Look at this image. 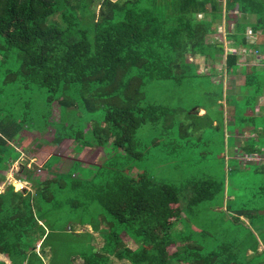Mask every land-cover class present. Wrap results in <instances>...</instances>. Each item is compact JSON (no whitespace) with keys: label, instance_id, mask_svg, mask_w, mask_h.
I'll return each instance as SVG.
<instances>
[{"label":"trees","instance_id":"16d2710c","mask_svg":"<svg viewBox=\"0 0 264 264\" xmlns=\"http://www.w3.org/2000/svg\"><path fill=\"white\" fill-rule=\"evenodd\" d=\"M248 50L264 56V0H0V171L20 157L16 140L50 126L54 141L113 151L51 177L24 169L17 178L32 189L0 192V254L9 264H264V161L235 154L248 124L241 151L264 149V59L241 62ZM223 56L221 78H242L237 89L213 79ZM220 125L233 150L222 173L174 182L154 172H183V147L191 172L216 152L204 145ZM202 212L249 227L222 236Z\"/></svg>","mask_w":264,"mask_h":264},{"label":"rangeland","instance_id":"374dc122","mask_svg":"<svg viewBox=\"0 0 264 264\" xmlns=\"http://www.w3.org/2000/svg\"><path fill=\"white\" fill-rule=\"evenodd\" d=\"M57 21L60 20V17L55 18ZM219 29L222 30L221 32L224 33V26L219 25ZM249 40L253 41L255 37H252V34L249 32ZM213 37V38H212ZM212 39H215L214 36H212ZM229 42L225 41L226 49H229ZM251 53V54H250ZM246 55L242 56L241 62L246 63H255L258 61H261L264 59V56L258 55L256 52L248 50L247 53H244ZM249 54V55H248ZM195 61L199 65V70L201 72H209L211 65L207 64L202 57L195 58ZM225 63V56L221 57L219 60L216 61L215 66L219 73H217L213 79L215 80H225V86L226 90L231 89H237V85L242 83V78L230 76V75H224L223 78L221 76L223 75L221 73L222 68L224 67ZM191 100H188L190 102ZM259 104L264 105V95L259 98ZM189 107V106H188ZM225 107V106H224ZM259 108V107H258ZM197 110L194 106L189 112ZM205 110L200 109L199 114H204ZM226 122H231V116L227 113L226 115ZM250 127L251 125L248 124L246 128L239 131L237 134L236 142L237 145L235 147V154L239 157V162H261L264 161V149L263 153L261 155L256 154H250V155H244V153L241 151L240 147L244 144V140L247 139L250 133ZM213 132L212 137L210 138L207 145H204V147L209 150L214 147L216 152H212L209 154H206L205 158H201V162L194 160V166L191 172L184 174L186 171L189 170L187 161L188 157L185 156L186 149L182 148V153L180 154L179 158L183 161V166L185 167L183 172H181L182 167L180 169H176L175 171L173 167L169 164L163 165V166H157L155 168L154 172L160 176L167 179H171L174 182L181 181L184 177L188 176L189 174H218L222 173V160L225 157V155L228 153L229 155L232 154V143L231 139H227V136L225 137V133H230L225 125H220L217 127ZM27 137L19 142L15 141L14 144L21 152L20 157L17 160H11L7 164V168L4 171H0V192H3L8 185L12 184L17 190H22L23 188L32 189L31 185H26L24 181H21L18 176L25 177V171L24 169H31L36 176L40 177H51V175L54 172H66L70 166L73 164L75 159L81 160L85 165L86 164H101L103 163L107 158H109L113 151L112 149H105L103 147L93 146L91 144L84 146L80 150L76 149V146L74 145L73 141L70 139H65L63 141H54V128L53 126H50L48 130L44 132H30L26 133ZM224 134V136H223ZM186 137L182 138L180 146H183ZM188 147V144L186 145ZM198 148V145L195 146ZM57 156L55 159L54 164L52 167H45V164L52 158ZM168 157L170 158V154H168ZM229 158V157H226ZM233 158H229V161H232ZM179 166H177L178 168ZM132 173L134 176H137L139 172L141 171L137 166L132 167ZM195 172V173H194ZM195 174V175H197ZM200 176V175H198ZM246 181L244 183L246 184ZM241 183V181H238ZM250 182V181H249ZM211 220L208 218L207 214L205 212L201 213L200 216V224L205 225L209 229H214L217 231V234L219 235H226V234H232V235H238L241 234L240 230L237 229V227L246 226L249 227L246 223L248 219L245 220ZM179 224V223H178ZM236 225V226H234ZM77 231H83V230H90V226L85 227H77ZM96 236V244L97 246H100L102 244V239L100 236H98V233H95ZM123 236L130 240L129 237L124 233ZM128 245L132 248L136 247V243L132 240L128 241ZM39 248V245H38ZM0 259L7 261L9 264V261L7 258H5L4 255L0 254ZM122 264H128L127 261H121ZM75 264H84L82 258H78L74 262Z\"/></svg>","mask_w":264,"mask_h":264},{"label":"crops","instance_id":"0c3cea01","mask_svg":"<svg viewBox=\"0 0 264 264\" xmlns=\"http://www.w3.org/2000/svg\"><path fill=\"white\" fill-rule=\"evenodd\" d=\"M260 249L263 250L264 249V243L260 245Z\"/></svg>","mask_w":264,"mask_h":264}]
</instances>
